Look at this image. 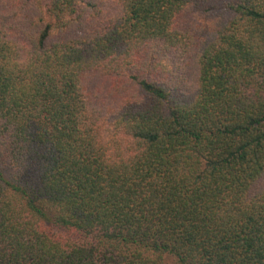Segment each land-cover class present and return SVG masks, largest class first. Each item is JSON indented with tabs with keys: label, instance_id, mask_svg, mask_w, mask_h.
Listing matches in <instances>:
<instances>
[{
	"label": "trees",
	"instance_id": "1",
	"mask_svg": "<svg viewBox=\"0 0 264 264\" xmlns=\"http://www.w3.org/2000/svg\"><path fill=\"white\" fill-rule=\"evenodd\" d=\"M0 264H264V0H0Z\"/></svg>",
	"mask_w": 264,
	"mask_h": 264
},
{
	"label": "rangeland",
	"instance_id": "2",
	"mask_svg": "<svg viewBox=\"0 0 264 264\" xmlns=\"http://www.w3.org/2000/svg\"><path fill=\"white\" fill-rule=\"evenodd\" d=\"M98 85V82H93L92 84H91V88H96V87H101V86H97ZM90 88V89H91Z\"/></svg>",
	"mask_w": 264,
	"mask_h": 264
}]
</instances>
